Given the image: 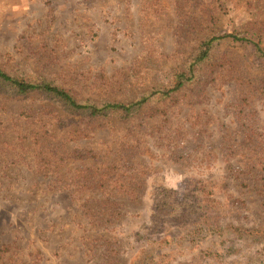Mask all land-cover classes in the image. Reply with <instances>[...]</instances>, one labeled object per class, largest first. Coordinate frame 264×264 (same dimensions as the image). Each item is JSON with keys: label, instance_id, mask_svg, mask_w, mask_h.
I'll return each instance as SVG.
<instances>
[{"label": "rangeland", "instance_id": "obj_1", "mask_svg": "<svg viewBox=\"0 0 264 264\" xmlns=\"http://www.w3.org/2000/svg\"><path fill=\"white\" fill-rule=\"evenodd\" d=\"M224 34L264 47V0H0L4 73L149 96L0 82V264H264V57L191 67Z\"/></svg>", "mask_w": 264, "mask_h": 264}, {"label": "trees", "instance_id": "obj_2", "mask_svg": "<svg viewBox=\"0 0 264 264\" xmlns=\"http://www.w3.org/2000/svg\"><path fill=\"white\" fill-rule=\"evenodd\" d=\"M225 38H232L233 40L242 41V42L243 41H248V42L251 41V40L249 41V40L243 39V38H238L233 34H229V35L224 34L222 36L209 38V39L205 40L200 45L196 54L193 55L191 67L195 64H198V63L204 61L209 56L210 49H211L214 42L220 41V40L225 39ZM251 42L253 44L255 52L257 54H259L261 57H264V47H261L259 42H256V41H251ZM188 73L189 74L192 73V68H191V71L189 70L186 73L182 72L181 74H177L175 76V78H176L175 82L176 83H175V86L173 87V89H170L167 92H162V94L167 95L169 92H173V91L179 89L181 84L185 83L188 80V78L186 77V74H188ZM0 82L9 85L11 88L16 90L19 94H24V93L33 92V91L41 92L44 94L49 93V94L53 95L54 97L58 98L70 110L75 111V112L85 111L86 113H88L90 115L101 113L104 110L129 112L130 109L135 108V107H139L142 104H144L147 101V99L149 98L148 95L143 96L138 101H135V102L130 103L128 105H122L119 103H105L101 107H97L96 105H93V104L77 102L68 91H66V90H64L58 86H55L48 81H42L39 83L31 82V81H27L24 79H20V78L11 76V75L6 74L0 70ZM156 207L157 206H155V209H156ZM253 232L255 234H259L260 236L264 237V229L263 230H260V229L254 230Z\"/></svg>", "mask_w": 264, "mask_h": 264}]
</instances>
